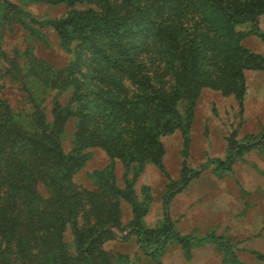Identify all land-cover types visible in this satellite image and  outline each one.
Segmentation results:
<instances>
[{
    "label": "trees",
    "instance_id": "16d2710c",
    "mask_svg": "<svg viewBox=\"0 0 264 264\" xmlns=\"http://www.w3.org/2000/svg\"><path fill=\"white\" fill-rule=\"evenodd\" d=\"M46 1L72 8L38 21L11 0H0V264H122L103 248L114 237L112 229L121 228V199L133 206L131 225L145 249L170 236L182 243L193 240L178 234L168 209L162 227L146 228L141 220L147 204L136 199L134 180L117 184L114 161L136 172L148 162L163 168L161 138L175 130L183 136L187 156L194 107L205 87L243 101L244 72L264 71V57L241 45L248 33L237 27L257 26L264 0ZM77 3L89 6L75 8ZM33 21L56 30L61 47L71 53L65 68L37 58L29 47L12 54L3 50L6 29ZM6 79L20 84L30 112L20 115L3 98ZM67 89L71 99L63 106L59 95ZM51 91L56 93L49 118L42 104ZM71 116L78 118L77 131L66 153L61 136ZM234 136L228 138L230 161L259 145L264 132L238 147ZM89 146L103 148L112 161L95 172L99 185L94 190L72 179L89 157ZM215 162L221 169L229 166ZM196 172L184 162L181 179L171 185L185 186ZM175 191H169L165 206ZM67 226L75 253L64 241Z\"/></svg>",
    "mask_w": 264,
    "mask_h": 264
},
{
    "label": "rangeland",
    "instance_id": "374dc122",
    "mask_svg": "<svg viewBox=\"0 0 264 264\" xmlns=\"http://www.w3.org/2000/svg\"><path fill=\"white\" fill-rule=\"evenodd\" d=\"M11 1L38 21L59 18L72 8L65 2ZM87 6L88 3L74 5L75 8ZM237 29L248 33L241 45L264 57V14L259 17L257 26L245 22ZM1 47L9 54L14 49L23 51L29 47L37 58L47 60L56 68H65L71 59V53L61 47L56 30L35 21L12 24L4 31ZM244 74L246 92L242 102L234 95H224L210 87L202 89L194 107L187 156H184L183 136L175 130L161 138L165 148L163 168L148 162L136 172V168H126L121 161H114L117 184L124 187L126 179L134 180L136 199L147 204V212L141 220L146 228L162 227L165 209H168L178 234L194 237L182 243L170 236L160 245L151 243L145 249L131 225L133 206L121 199V228H113L114 237L103 243V248L114 255L115 261L122 264H264V136H260L264 132V71L248 69ZM19 86L6 79L1 95L21 115L30 112L32 105ZM55 93L49 92L42 104L49 118ZM70 99L69 89L59 95L63 106L69 104ZM184 104V101L179 103L182 113ZM77 121L76 116H71L65 122L61 142L66 153L74 146ZM232 135L237 147L254 136H260L261 142L230 161L228 156L232 158L234 153L228 150V138ZM85 150L89 157L72 179L80 188L94 190L99 185L95 172L112 161L101 147L89 146ZM216 159L229 166L217 167ZM184 162L189 170L197 171L195 176L183 187L171 185L172 181L181 179ZM173 188L176 191L165 206V197ZM39 191L44 197L49 194L43 185H39ZM72 234L67 226L64 241L75 253ZM39 246L40 243L35 245V253L40 251Z\"/></svg>",
    "mask_w": 264,
    "mask_h": 264
}]
</instances>
